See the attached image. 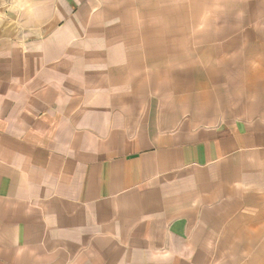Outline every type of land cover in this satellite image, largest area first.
<instances>
[{
	"label": "crops",
	"instance_id": "1",
	"mask_svg": "<svg viewBox=\"0 0 264 264\" xmlns=\"http://www.w3.org/2000/svg\"><path fill=\"white\" fill-rule=\"evenodd\" d=\"M0 264H264V0H0Z\"/></svg>",
	"mask_w": 264,
	"mask_h": 264
},
{
	"label": "rangeland",
	"instance_id": "2",
	"mask_svg": "<svg viewBox=\"0 0 264 264\" xmlns=\"http://www.w3.org/2000/svg\"><path fill=\"white\" fill-rule=\"evenodd\" d=\"M242 104L244 103H246L247 104V102H243V101H240ZM251 110L250 109H246V110H244V109H242V110H239V109H237V110H235L234 112L236 113V115L237 116H241V115H243L244 113L245 114H248L249 115V112H250Z\"/></svg>",
	"mask_w": 264,
	"mask_h": 264
}]
</instances>
